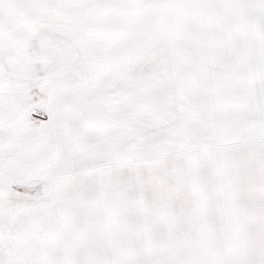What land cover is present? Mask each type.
Masks as SVG:
<instances>
[{"label":"snow or ice","instance_id":"1","mask_svg":"<svg viewBox=\"0 0 264 264\" xmlns=\"http://www.w3.org/2000/svg\"><path fill=\"white\" fill-rule=\"evenodd\" d=\"M0 264H264V0H0Z\"/></svg>","mask_w":264,"mask_h":264}]
</instances>
